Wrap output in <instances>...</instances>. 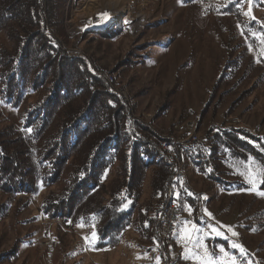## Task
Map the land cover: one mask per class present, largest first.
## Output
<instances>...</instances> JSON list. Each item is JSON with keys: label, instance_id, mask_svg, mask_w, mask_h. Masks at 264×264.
I'll use <instances>...</instances> for the list:
<instances>
[{"label": "rangeland", "instance_id": "obj_1", "mask_svg": "<svg viewBox=\"0 0 264 264\" xmlns=\"http://www.w3.org/2000/svg\"><path fill=\"white\" fill-rule=\"evenodd\" d=\"M109 1L72 0L68 4L65 47L71 54L79 49L109 71L116 78L109 80L113 88L121 82L135 117L167 137L181 136L176 125L190 119L197 120L202 133L214 134L215 140L216 134L221 137L229 131L245 130L256 139L244 138L262 149L264 0H122L119 9L128 1L134 3L135 18L130 24L107 7ZM105 12L109 16L103 19ZM139 15L145 16L142 21ZM27 104L28 100L13 107L0 97V128L22 123ZM235 118L250 129L236 127ZM257 125L260 131L254 134L250 130H257ZM231 155L230 149L219 144L216 155L207 161L185 160L183 173L172 185L181 209L178 232L186 220L205 232L216 226L228 239L206 236L210 251L223 247L236 256V264H264V196L257 194L264 189L257 183V190L249 191L251 185L240 174L255 172L261 165L253 156L245 163ZM48 191L42 186L31 195L0 191V254L16 250L15 256L0 264H102V256L96 257L92 246L95 228L87 226L85 233H78L73 223L65 231L56 221L66 216L45 217L42 200ZM205 196H211L213 203L206 202ZM192 199L202 209L198 217ZM225 225L239 235L232 236L222 227ZM128 231L135 243L144 244L133 228ZM81 234L89 239L83 241ZM47 242H52L51 247ZM156 242L143 247V258L147 259ZM175 242L182 264H195L182 259L184 246L177 236ZM233 242L246 252L232 248ZM151 262L157 264L152 258Z\"/></svg>", "mask_w": 264, "mask_h": 264}, {"label": "trees", "instance_id": "obj_2", "mask_svg": "<svg viewBox=\"0 0 264 264\" xmlns=\"http://www.w3.org/2000/svg\"><path fill=\"white\" fill-rule=\"evenodd\" d=\"M71 1L0 0V97L13 107L28 100L22 123L0 128V191L49 189L45 217L95 225L101 247L130 228L153 244L175 167L157 129L135 117L123 96L66 49ZM249 136L256 139L245 130L216 134L210 155L220 144L235 160L253 156L264 168V143L255 148ZM191 205L200 216L194 199ZM15 254H0V261Z\"/></svg>", "mask_w": 264, "mask_h": 264}, {"label": "built area", "instance_id": "obj_3", "mask_svg": "<svg viewBox=\"0 0 264 264\" xmlns=\"http://www.w3.org/2000/svg\"><path fill=\"white\" fill-rule=\"evenodd\" d=\"M74 54L83 55L84 59L90 62V58H88L85 53L80 51L79 49ZM93 66V65H92ZM96 70V69H95ZM105 76V80L109 84L108 79V71L101 72ZM123 85L121 82H117L116 93L122 95ZM125 98V96H123ZM236 127L245 128L244 124L240 121V118H235L232 121ZM172 130V126L170 128ZM180 130L181 137H172V144H162V137H167V135H159L160 137V148L169 155L173 160V165L175 167V175L172 179V183H174L177 178L181 175L180 169V160L182 155H202L206 159L210 158V155H206V148L210 142V135L208 133H202L198 129L197 120H186L180 122ZM254 134H258L260 131V125H257V130H250ZM172 183L169 186V191L167 196L175 197L172 191ZM181 217V209L179 203L175 197V204L173 212L169 214L167 218H159V213L157 215V223H158V234H159V245L157 246V253H155L156 261H162V264H178L177 261V250H176V235L174 233L178 232V224L179 219ZM60 226H62L63 230L69 231L73 224V219L65 220V221H56ZM48 247H51L52 242H47ZM87 247L88 245L85 244ZM113 247V246H111ZM100 256V252H97L96 257ZM89 261L92 260V256L89 257Z\"/></svg>", "mask_w": 264, "mask_h": 264}, {"label": "snow or ice", "instance_id": "obj_4", "mask_svg": "<svg viewBox=\"0 0 264 264\" xmlns=\"http://www.w3.org/2000/svg\"><path fill=\"white\" fill-rule=\"evenodd\" d=\"M251 3V0H249ZM251 10H249L250 12ZM248 13H246L247 15ZM109 16V13L105 12L101 14L103 19H106ZM27 131L31 132L32 129H28ZM252 163H255L254 161ZM211 171V169H209ZM245 177V180L251 187L248 189L249 191H256L257 190V183H264V168H261L259 165L256 166L255 172H247V173H240ZM258 195L264 196V192L257 191ZM189 195H194L189 193ZM207 197L205 196L204 199ZM127 204L123 205V208H126ZM189 212L192 211L191 207L187 208ZM205 211H207L205 209ZM208 216H211V213H207ZM184 226L180 229L178 233H174L177 236L178 242L183 244L184 251L181 253V257L184 260H191L194 261L195 264H236V256L230 255L223 247H220L219 250L213 249L212 251L209 250L208 245L204 242L206 236H220L228 239L225 236L224 232L220 231L219 228L216 226L210 227V232H205L202 228L198 227L194 224L191 220H186L183 222ZM147 226V225H146ZM95 225H93V228ZM227 228L228 232L231 233L232 236H238L239 234L233 230L232 226H222ZM92 239H98V234L94 230L92 232ZM89 237H85V240H88ZM232 248L239 249L240 253H245L246 250L243 248L242 245L237 243H231ZM157 264H159V259H157Z\"/></svg>", "mask_w": 264, "mask_h": 264}, {"label": "bare ground", "instance_id": "obj_5", "mask_svg": "<svg viewBox=\"0 0 264 264\" xmlns=\"http://www.w3.org/2000/svg\"><path fill=\"white\" fill-rule=\"evenodd\" d=\"M133 4L131 1H128V3H126L124 9H119V7L122 5V0H111L109 1L107 7L109 9H111L112 11L116 12V13H120L123 15L122 17V20L126 23V24H130L134 21V16H133ZM145 16L144 15H139L138 16V19L139 21H142V19L144 18ZM79 55V54H78ZM98 61V60H97ZM88 68L90 69V71L94 74H96L97 76L99 77H102L103 79L105 78L104 74L101 73V72H107L106 70L103 69V67H101L97 62L93 61V59L91 60L90 59V62H88ZM93 65V66H92ZM96 69V70H95ZM106 69V68H105ZM110 72L108 71V74ZM110 75V74H109ZM108 75V78L109 80H114L116 79L114 76L111 77V75L109 76ZM116 76V75H115ZM118 79V78H117ZM112 82V81H111ZM118 82V81H117ZM114 83V82H112ZM116 83V82H115ZM111 84V83H109ZM113 85V84H112ZM117 85V83H116ZM116 88V87H115ZM125 89V88H124ZM123 90V89H122ZM125 91V90H124ZM125 94V93H124ZM123 95V93H122ZM128 95V94H127ZM125 96V95H124ZM129 97V96H128ZM129 99V98H128ZM137 115V114H136ZM190 120H195V119H190ZM240 121L244 124L245 126V129H250L249 127L250 126H247L245 125V123L240 119ZM174 129V128H172ZM176 130L181 133V130H180V123L176 125ZM169 132V131H168ZM172 132H174V130H172ZM166 134V132H164ZM170 133V132H169ZM162 134V133H161ZM171 134V133H170ZM172 134H175V133H172ZM177 134V133H176ZM175 134V135H176ZM171 135L170 137H162V144H172V137H181L180 135ZM214 142H215V136L214 134H211L210 135V142H209V145L208 147L206 148V155H210L211 154V149L214 145ZM162 150V149H161ZM164 155L167 157V159H169V162L173 163V160L172 158L169 157L168 154H166V152L164 150H162ZM211 156V155H210ZM187 158H192V159H195V160H202L203 158H205L204 156L202 155H182L181 157V160H180V169H181V174L183 173L184 171V164H185V160ZM206 159V158H205ZM169 191V190H168ZM168 194V193H167ZM174 204H175V197L173 196H167L166 197V200H165V203L161 209V211L159 212V218H167L169 216L170 213L173 212V209H174ZM157 233H158V226H157ZM158 238H159V234H158ZM159 245V239L157 241V243L153 246V249H151L152 251L150 252V256L152 258V260H155L156 261V256H155V253H157V246ZM177 261H179L178 264H182V260L179 256V254H177Z\"/></svg>", "mask_w": 264, "mask_h": 264}, {"label": "crops", "instance_id": "obj_6", "mask_svg": "<svg viewBox=\"0 0 264 264\" xmlns=\"http://www.w3.org/2000/svg\"><path fill=\"white\" fill-rule=\"evenodd\" d=\"M205 201L209 203H213L214 200L212 199L211 196H209V198H206ZM86 228L87 226L81 223L74 225V229L78 233H82V232L85 233ZM81 236L84 241L85 236L82 234ZM210 237L212 236L210 235ZM218 237L222 238L220 236H217V238ZM138 242L135 243L133 239L130 237L129 231H127L116 243H112V244L101 247L100 241L98 238L94 240L93 242L95 246L92 244L91 245L93 246V249H95L96 252H100V255L102 256L101 258L102 264L104 263L120 264L121 262L122 264H151L152 263L151 257H150L151 251L147 252V256H148L147 259L143 258L141 254L145 252L143 247H145L146 244L145 243L142 244ZM147 247H150V245H147Z\"/></svg>", "mask_w": 264, "mask_h": 264}]
</instances>
